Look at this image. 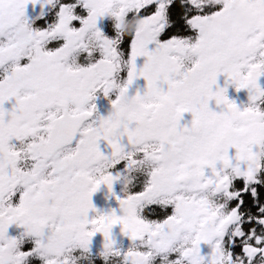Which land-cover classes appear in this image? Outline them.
Here are the masks:
<instances>
[{
	"label": "snow or ice",
	"instance_id": "snow-or-ice-1",
	"mask_svg": "<svg viewBox=\"0 0 264 264\" xmlns=\"http://www.w3.org/2000/svg\"><path fill=\"white\" fill-rule=\"evenodd\" d=\"M37 2L0 0V264H264V0Z\"/></svg>",
	"mask_w": 264,
	"mask_h": 264
},
{
	"label": "flooded vegetation",
	"instance_id": "flooded-vegetation-1",
	"mask_svg": "<svg viewBox=\"0 0 264 264\" xmlns=\"http://www.w3.org/2000/svg\"><path fill=\"white\" fill-rule=\"evenodd\" d=\"M51 15L49 11V6L44 5L41 8V3L38 2L36 4H26L25 5V17L28 19L32 26L38 27L42 23V20L47 19ZM40 17V19H37ZM111 25L112 21L108 18H102L98 20L97 26L98 28L104 32L106 35H111ZM258 83L261 87H264V77H260ZM144 85V81L142 79H137L134 81L133 85L129 88V94H132L136 90H142ZM215 87H225V95L226 97L233 101L238 107L240 106H247L248 104V93L247 90H235L232 85H225V77L220 75L217 77V85ZM113 98H105L102 93L96 94V99L92 101L96 105L97 112L100 115H107L108 111L110 110V105L108 103V99ZM209 107L214 111H219L221 106H217L214 101L209 102ZM185 119H190V117L185 114ZM122 185L120 183H114L112 187V192L109 193L105 186L101 185L99 189L93 193L91 197V202L93 206L101 212H107L109 209H117L118 204L114 197H122L123 193L121 191ZM9 234H15L14 227L9 228ZM112 234L115 240L116 245L126 248L129 244V241L126 237H123L120 234L119 226H114L112 229ZM103 238L100 234H96L90 244V256L89 260H85L80 262V264H104V262L97 256V253L100 251L102 247Z\"/></svg>",
	"mask_w": 264,
	"mask_h": 264
},
{
	"label": "clouds",
	"instance_id": "clouds-1",
	"mask_svg": "<svg viewBox=\"0 0 264 264\" xmlns=\"http://www.w3.org/2000/svg\"><path fill=\"white\" fill-rule=\"evenodd\" d=\"M232 23L237 26L241 31H246L250 25L247 17L241 16L238 12L232 13ZM133 27V23L124 25L123 31L127 33ZM230 36V34H228Z\"/></svg>",
	"mask_w": 264,
	"mask_h": 264
}]
</instances>
